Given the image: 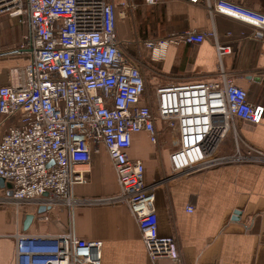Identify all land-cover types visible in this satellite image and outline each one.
I'll list each match as a JSON object with an SVG mask.
<instances>
[{
  "label": "built area",
  "instance_id": "built-area-1",
  "mask_svg": "<svg viewBox=\"0 0 264 264\" xmlns=\"http://www.w3.org/2000/svg\"><path fill=\"white\" fill-rule=\"evenodd\" d=\"M205 2L218 13L253 30L244 37L264 38V13L232 0ZM158 0H0V19H17L27 26L15 52L28 57L11 69V84L0 87V126L17 117L0 135V206L68 209L126 204L142 234L153 264H182L175 235L162 236L155 193L145 181V166L129 150L134 133L147 132L159 144L160 129L177 130L169 154L173 175H192L216 166L264 164V151L239 136L233 120L260 124L264 105L249 99L223 63L231 54L214 31L192 29L142 41L121 40L116 17L131 21L140 4ZM213 39L218 76L157 86L146 93L145 65L139 43L153 61H161L171 46L201 44ZM135 48L134 52L128 49ZM233 130L236 149L219 153V145ZM247 145L244 153L239 144ZM104 146L113 164L119 192L110 196L78 197L74 186L93 152ZM193 211L194 206H187ZM15 264H100L99 240H86L73 230L64 234L17 232Z\"/></svg>",
  "mask_w": 264,
  "mask_h": 264
},
{
  "label": "crops",
  "instance_id": "crops-1",
  "mask_svg": "<svg viewBox=\"0 0 264 264\" xmlns=\"http://www.w3.org/2000/svg\"><path fill=\"white\" fill-rule=\"evenodd\" d=\"M232 1L264 13V0ZM141 4L134 12L139 22L134 31L130 21L116 17V31L121 40L142 41L188 29L214 31L219 42L232 48L223 61L228 73L248 91L252 102L264 105V38L242 34L250 33L253 27L223 14H212L202 1L158 0L154 5ZM23 28L27 32V26ZM23 34L12 39L8 29L0 28V87L11 84L12 68L28 62L27 56L15 52ZM133 48L128 47L134 52ZM149 59L144 61L148 94H153L157 86L218 76L213 39L171 46L163 60L153 61L150 55ZM16 120L17 117L4 119L0 135ZM233 122L242 140L264 151V117L260 124L241 118ZM158 127L162 129L161 153L147 132H138L132 136L129 156L141 160L145 166V181L155 193L159 233L176 236L182 264H264V164L236 163L188 176L173 175L169 154L177 143V130H164L162 123ZM163 130L171 134L168 146L163 142ZM239 146L244 153L247 151L242 141ZM236 147L234 132L230 130L219 145V153H233ZM84 176L86 181L73 188L78 197L119 192L117 176L104 146L92 153ZM190 204L193 211L187 210ZM38 210L27 207L17 214L15 208L0 206V264H15L13 235L17 232L64 234L69 230L79 238L102 242L100 264H153L126 204L88 205L74 210L55 205L45 213ZM27 214H34V219L25 226Z\"/></svg>",
  "mask_w": 264,
  "mask_h": 264
},
{
  "label": "rangeland",
  "instance_id": "rangeland-1",
  "mask_svg": "<svg viewBox=\"0 0 264 264\" xmlns=\"http://www.w3.org/2000/svg\"><path fill=\"white\" fill-rule=\"evenodd\" d=\"M138 24H139V22L137 21V16H136V13H135V16L130 21L131 30L134 31L137 28ZM0 28L8 29L10 31V33H11L12 39L20 37L25 32V28H23V25H21L18 22L17 19H13V20L12 19H8V18L0 19ZM135 40L139 41L140 39L139 38H135ZM133 49H135V48H133ZM137 51L140 54L141 59H142L143 62L144 61L145 62L150 61L149 55L144 50L143 44L139 43V49ZM162 132H163L162 133L163 142H165L166 146H168L170 144V142H171V134H167V132L164 131V130ZM162 145H163L162 144V140L159 142V144L155 145L156 146V150L158 151V153H161V148H163ZM169 169L171 170V166H170Z\"/></svg>",
  "mask_w": 264,
  "mask_h": 264
},
{
  "label": "water",
  "instance_id": "water-1",
  "mask_svg": "<svg viewBox=\"0 0 264 264\" xmlns=\"http://www.w3.org/2000/svg\"><path fill=\"white\" fill-rule=\"evenodd\" d=\"M0 185L4 186V179H0ZM47 210H49V208L41 206L38 210L39 213H45ZM238 214V213H236ZM34 219V214H27L25 217V221H24V225L28 226L30 225V223L32 222V220Z\"/></svg>",
  "mask_w": 264,
  "mask_h": 264
}]
</instances>
